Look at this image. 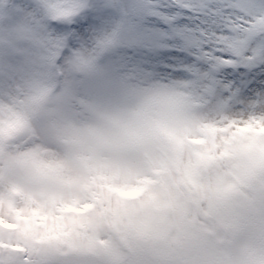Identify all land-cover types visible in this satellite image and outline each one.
Instances as JSON below:
<instances>
[{
	"label": "clouds",
	"instance_id": "clouds-1",
	"mask_svg": "<svg viewBox=\"0 0 264 264\" xmlns=\"http://www.w3.org/2000/svg\"><path fill=\"white\" fill-rule=\"evenodd\" d=\"M177 37L179 71L145 62ZM241 67L264 69V0H0V264H264Z\"/></svg>",
	"mask_w": 264,
	"mask_h": 264
},
{
	"label": "rangeland",
	"instance_id": "rangeland-1",
	"mask_svg": "<svg viewBox=\"0 0 264 264\" xmlns=\"http://www.w3.org/2000/svg\"><path fill=\"white\" fill-rule=\"evenodd\" d=\"M96 16H87L77 23L71 25V30L80 35H86L97 23ZM181 23L186 24L190 22L191 17L186 14L180 17ZM169 25L161 19L154 20L150 31L167 33ZM179 37L177 42L171 43L166 47L159 49L155 54L146 58V63L151 64L155 68L162 71L177 72L187 63H189L193 56L187 53L185 49L179 46ZM224 76L226 79L238 82L241 85V90L245 94H252L260 89H264V69H246L241 67L235 71L228 69Z\"/></svg>",
	"mask_w": 264,
	"mask_h": 264
},
{
	"label": "snow or ice",
	"instance_id": "snow-or-ice-1",
	"mask_svg": "<svg viewBox=\"0 0 264 264\" xmlns=\"http://www.w3.org/2000/svg\"><path fill=\"white\" fill-rule=\"evenodd\" d=\"M175 17H167V16H163L161 17V20L165 23H167L168 25H171L173 23V21L175 20ZM237 84H239L238 82H236ZM240 85V84H239ZM241 86V85H240Z\"/></svg>",
	"mask_w": 264,
	"mask_h": 264
}]
</instances>
